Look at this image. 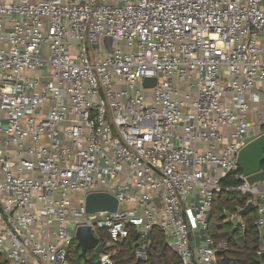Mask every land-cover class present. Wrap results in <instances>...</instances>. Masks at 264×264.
I'll use <instances>...</instances> for the list:
<instances>
[{
	"label": "built area",
	"instance_id": "built-area-1",
	"mask_svg": "<svg viewBox=\"0 0 264 264\" xmlns=\"http://www.w3.org/2000/svg\"><path fill=\"white\" fill-rule=\"evenodd\" d=\"M262 135L264 0H0L10 264H69L81 226L104 244L100 264L131 228L140 259L158 228L182 264H219L228 243L209 226L222 192L247 198L222 215L245 229L252 206L263 248L264 181L238 164ZM93 193L118 210L88 214Z\"/></svg>",
	"mask_w": 264,
	"mask_h": 264
},
{
	"label": "trees",
	"instance_id": "trees-1",
	"mask_svg": "<svg viewBox=\"0 0 264 264\" xmlns=\"http://www.w3.org/2000/svg\"><path fill=\"white\" fill-rule=\"evenodd\" d=\"M247 198L237 193L222 192L215 196L210 233L218 242L225 240L228 248L218 255L219 264H264V247L262 235L255 226V212L250 209L245 215V229H236L227 223L222 215L223 208L235 211L237 206L243 205ZM147 244L146 258L140 259L138 250L144 243L141 236L131 228L129 237L114 248L113 264H182L180 257L167 244L161 230L154 228ZM261 252V254H259ZM69 264H100L93 250L87 252V260L81 256V249L74 244L69 252ZM0 264H10L0 255Z\"/></svg>",
	"mask_w": 264,
	"mask_h": 264
},
{
	"label": "water",
	"instance_id": "water-1",
	"mask_svg": "<svg viewBox=\"0 0 264 264\" xmlns=\"http://www.w3.org/2000/svg\"><path fill=\"white\" fill-rule=\"evenodd\" d=\"M157 83L156 79H145V87H153ZM238 164L241 171L248 177L250 184L264 181V172L261 171L264 164V135L253 140L243 147L238 154ZM118 201L106 193H93L87 197L86 210L88 214H95L98 211L116 212L118 210ZM250 209L253 210L252 206ZM250 209L248 211H250ZM152 232L148 233V237ZM77 246L81 249L82 258L87 260V252L93 250L99 259L101 254L105 253L103 243L95 237L89 226H81L77 230Z\"/></svg>",
	"mask_w": 264,
	"mask_h": 264
},
{
	"label": "crops",
	"instance_id": "crops-1",
	"mask_svg": "<svg viewBox=\"0 0 264 264\" xmlns=\"http://www.w3.org/2000/svg\"><path fill=\"white\" fill-rule=\"evenodd\" d=\"M255 212V211H254ZM245 215H249V213H246V214H244V216ZM257 218V213L255 212V219ZM260 254H261V252H259Z\"/></svg>",
	"mask_w": 264,
	"mask_h": 264
}]
</instances>
